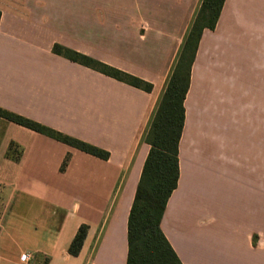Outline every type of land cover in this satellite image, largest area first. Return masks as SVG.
<instances>
[{
	"label": "crops",
	"instance_id": "obj_1",
	"mask_svg": "<svg viewBox=\"0 0 264 264\" xmlns=\"http://www.w3.org/2000/svg\"><path fill=\"white\" fill-rule=\"evenodd\" d=\"M200 2L0 0V107L109 153L102 160L0 118V264H126L145 136ZM183 106L163 235L181 264H264V0H224L200 37Z\"/></svg>",
	"mask_w": 264,
	"mask_h": 264
},
{
	"label": "trees",
	"instance_id": "obj_2",
	"mask_svg": "<svg viewBox=\"0 0 264 264\" xmlns=\"http://www.w3.org/2000/svg\"><path fill=\"white\" fill-rule=\"evenodd\" d=\"M223 3L224 0H201L183 40L165 91L150 122L145 136V143L149 146V150L127 219L126 264H181L163 235L160 222L166 203L178 183V143L184 123L183 102L189 87L191 66L202 32L215 27ZM52 50L72 62L117 81L147 92L151 90V85L143 80L91 57L59 45H54ZM0 118L102 160H107L109 157V153L103 149L1 107ZM67 161L68 156L64 158L60 166L61 171L66 167ZM86 232V225L78 228L68 247L69 255H78Z\"/></svg>",
	"mask_w": 264,
	"mask_h": 264
},
{
	"label": "built area",
	"instance_id": "obj_3",
	"mask_svg": "<svg viewBox=\"0 0 264 264\" xmlns=\"http://www.w3.org/2000/svg\"><path fill=\"white\" fill-rule=\"evenodd\" d=\"M24 258H25V260L26 261H29L30 259H31V254H26L25 256H24Z\"/></svg>",
	"mask_w": 264,
	"mask_h": 264
}]
</instances>
